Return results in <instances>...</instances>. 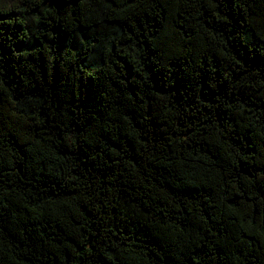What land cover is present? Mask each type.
Instances as JSON below:
<instances>
[{"label": "trees", "instance_id": "1", "mask_svg": "<svg viewBox=\"0 0 264 264\" xmlns=\"http://www.w3.org/2000/svg\"><path fill=\"white\" fill-rule=\"evenodd\" d=\"M0 264H264V0H0Z\"/></svg>", "mask_w": 264, "mask_h": 264}]
</instances>
